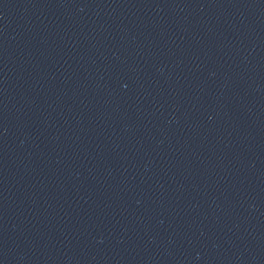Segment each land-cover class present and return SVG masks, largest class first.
I'll return each instance as SVG.
<instances>
[{
	"label": "water",
	"instance_id": "95a60500",
	"mask_svg": "<svg viewBox=\"0 0 264 264\" xmlns=\"http://www.w3.org/2000/svg\"><path fill=\"white\" fill-rule=\"evenodd\" d=\"M0 264H264V0H0Z\"/></svg>",
	"mask_w": 264,
	"mask_h": 264
}]
</instances>
